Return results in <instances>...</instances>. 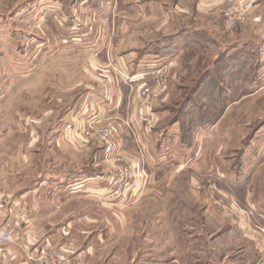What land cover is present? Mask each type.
<instances>
[{"label":"rangeland","instance_id":"374dc122","mask_svg":"<svg viewBox=\"0 0 264 264\" xmlns=\"http://www.w3.org/2000/svg\"><path fill=\"white\" fill-rule=\"evenodd\" d=\"M218 8L202 59L161 109L159 134L173 139L177 157L150 175L116 150L127 110L100 85L103 72L111 84L131 76L124 0H0V194L55 183L40 201H22L34 219L7 224L23 262L165 264L180 253L185 264H264V0ZM122 53L128 63L118 62ZM96 125L80 146L79 134ZM98 129L110 131L109 150ZM85 171L92 182L83 191Z\"/></svg>","mask_w":264,"mask_h":264},{"label":"crops","instance_id":"0c3cea01","mask_svg":"<svg viewBox=\"0 0 264 264\" xmlns=\"http://www.w3.org/2000/svg\"><path fill=\"white\" fill-rule=\"evenodd\" d=\"M220 2L221 0H124L126 9L122 11V14H130L127 11H131L133 18L130 24L134 34L131 45L134 51L131 76L128 81L118 77L117 81L111 84L106 77L108 74L103 72L102 76H105V79H101L104 82L100 85L111 96L107 99L110 98L109 100L117 104L116 110L122 108V105L126 106V117L120 118L123 127L120 124L121 129L117 132V145L115 146L116 150L122 151L126 159H132L133 164L137 165V161H141V167L134 166L129 169L155 175L157 169L168 168L177 157V152L172 148L173 139L169 140L168 137H164L165 135L159 134L166 117V112L161 109L181 91L183 84L179 82V79L184 78V75H189V66L200 61L202 54L200 49L205 46L204 32L210 34L216 31L221 11V8H218ZM95 10L104 11L103 5ZM123 29L126 33L129 32L125 24ZM196 49L199 50L196 51ZM103 54L104 52L100 51L96 53V59L100 64L106 63H102ZM127 57V54L122 53L119 55L118 62L123 60L128 63ZM196 70V66H193L191 71L196 72ZM124 75L128 77L127 70H124ZM97 127L99 126L87 128L89 134L83 132L79 134L80 138L83 137L80 146L87 147V142L94 140L92 133ZM183 158H190L193 161L194 156ZM176 169L181 170L182 166ZM76 176H78L77 173ZM91 180L92 175L85 171L79 179L78 188L83 191L91 188ZM39 182L32 187L38 192L31 190L22 194L21 191V195L15 197L13 192L18 191L16 188L8 194H0L1 224H11L12 228L22 221L28 222L30 218L34 219L33 216L27 214L28 212L26 213L22 201L34 200L32 199L34 195L40 201V191L43 193V189L47 186H55L54 182ZM25 190L27 189H23ZM51 196L48 193L44 195L48 201H51ZM32 204L34 207L39 206L37 202ZM38 213L35 212L36 221H45L40 211ZM19 235L25 241L29 242L31 239L26 228H23ZM180 255L182 256L176 253L165 264H185ZM23 257L24 254L18 243L12 242L0 247V264H28V262H23ZM202 264H210V262ZM232 264L240 263L232 261Z\"/></svg>","mask_w":264,"mask_h":264},{"label":"built area","instance_id":"2783aa9c","mask_svg":"<svg viewBox=\"0 0 264 264\" xmlns=\"http://www.w3.org/2000/svg\"><path fill=\"white\" fill-rule=\"evenodd\" d=\"M231 26H232V20L225 22L226 29L231 28ZM98 136H99V140L107 144L106 149L109 150L110 131H108V129L107 130L98 129ZM14 240H15V235L13 233V230L9 226H7V224L0 225V247L14 242ZM38 250H40L39 260L40 259L45 260V255H46L45 249L43 248V249H38Z\"/></svg>","mask_w":264,"mask_h":264}]
</instances>
